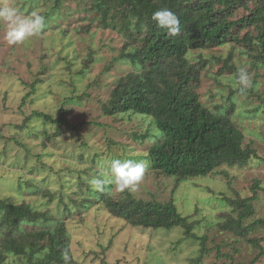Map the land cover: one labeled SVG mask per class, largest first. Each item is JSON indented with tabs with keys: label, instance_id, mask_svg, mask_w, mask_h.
I'll return each mask as SVG.
<instances>
[{
	"label": "rangeland",
	"instance_id": "1",
	"mask_svg": "<svg viewBox=\"0 0 264 264\" xmlns=\"http://www.w3.org/2000/svg\"><path fill=\"white\" fill-rule=\"evenodd\" d=\"M28 2L40 4L42 14H51L52 0H0L26 15L37 11ZM84 3H67L71 6L64 23L67 33L49 26L24 43L8 44L6 26L0 23V198L26 202L41 213L68 206L74 212L66 220L71 252L82 264H250L261 249L237 240L220 224L237 216L230 201L252 198L253 212L244 222L253 226L248 237H264V223H259L264 221V191L253 190L257 183L264 189V67L258 68L248 50L238 46L191 53L196 61L200 54L211 61L201 74V101L211 110L234 109L232 119L245 135L244 145L255 150L259 159L219 169L228 176L221 173L180 185L148 169L135 188L113 186L109 191L117 199L129 191L139 200H173L178 212L195 224L194 234L206 242L185 237L180 227H133L101 205L84 210L72 200L90 198L94 189L90 181L106 169L103 162L121 156L138 158L147 152V144L139 145L128 133L138 130L136 117L130 123L128 115L109 118L101 111L113 82L134 67L117 60L126 47L125 36L96 27L78 33ZM56 15L53 12L50 20ZM230 54L233 57L226 65L214 59ZM240 69L249 74L250 87L239 84ZM36 80L41 83L32 88ZM64 111L76 129L58 128L34 116L42 112L57 119ZM110 139L120 144L112 146ZM81 180L86 182L85 198L80 195ZM204 244L207 253H202ZM260 246L264 249V242ZM257 264H264V256Z\"/></svg>",
	"mask_w": 264,
	"mask_h": 264
},
{
	"label": "trees",
	"instance_id": "2",
	"mask_svg": "<svg viewBox=\"0 0 264 264\" xmlns=\"http://www.w3.org/2000/svg\"><path fill=\"white\" fill-rule=\"evenodd\" d=\"M69 1L72 0H52L51 14H42L40 4H28L45 17L43 31L53 26L67 33L64 23L71 9L67 6ZM83 1L84 17L80 19L78 33H88L96 27L125 36L126 47L117 60L128 61L134 67L113 82L109 100L100 105L106 117L128 115L130 123L136 117L139 128L128 133L139 145L147 144L145 156L120 159L147 160L150 171L174 178L178 185L221 173L228 176L219 169L246 166L251 160L259 159L255 150L245 147V135L232 119L233 107L226 111L221 106L220 110H211L201 101L198 93L201 74L210 60L200 54L196 61L191 53L238 46L248 50V57L258 68L264 67V0ZM162 8L170 9L179 18L180 32L174 37L157 27L152 19L153 13ZM53 12L57 15L51 21ZM232 57L230 54L229 58L214 59L226 65ZM40 81L36 80L31 87ZM66 114L64 111L57 119L42 112H35L34 116L58 128L68 125L76 129L77 126L69 125ZM109 141L112 146L120 144ZM81 181L82 197L86 182ZM112 187L105 191L94 188L89 199L72 201L84 210L101 205L111 216L133 227L154 230L180 227L185 237L206 242V238L194 234L195 224L178 212L173 200L168 203L139 200L129 191L117 199L109 194ZM259 189L264 191L257 183L253 190ZM251 199L230 201L237 216L220 225L237 240L261 249L250 263L257 264L264 256L260 246L264 237H248L253 226L244 222L253 212ZM67 207L41 213L26 202L0 198V264H82L71 252L66 220L74 212ZM207 252L204 244L202 253Z\"/></svg>",
	"mask_w": 264,
	"mask_h": 264
},
{
	"label": "clouds",
	"instance_id": "3",
	"mask_svg": "<svg viewBox=\"0 0 264 264\" xmlns=\"http://www.w3.org/2000/svg\"><path fill=\"white\" fill-rule=\"evenodd\" d=\"M152 19L157 27L166 29L170 37L180 32V21L170 9L162 8L153 13ZM0 23L6 26L4 39L8 44L24 43L45 27V17L33 11L26 15L19 8L8 4H0ZM239 84L246 88L251 86L249 74L245 69L238 73ZM147 160L113 158L100 175L94 177L90 183L98 191H105L109 186L119 190L135 188L143 180L148 170Z\"/></svg>",
	"mask_w": 264,
	"mask_h": 264
}]
</instances>
